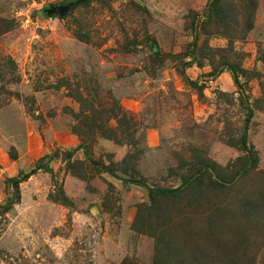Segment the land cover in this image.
<instances>
[{"label": "rangeland", "instance_id": "374dc122", "mask_svg": "<svg viewBox=\"0 0 264 264\" xmlns=\"http://www.w3.org/2000/svg\"><path fill=\"white\" fill-rule=\"evenodd\" d=\"M64 1L0 0V264H264V0Z\"/></svg>", "mask_w": 264, "mask_h": 264}, {"label": "trees", "instance_id": "16d2710c", "mask_svg": "<svg viewBox=\"0 0 264 264\" xmlns=\"http://www.w3.org/2000/svg\"><path fill=\"white\" fill-rule=\"evenodd\" d=\"M238 1L240 3L238 4V9L235 10V15H241L243 17L242 20L245 24L244 25L245 28H243L242 32L246 33V31H249L252 29V26H251V25H253L252 19H253L254 10L256 9L257 4H256V0H238ZM221 4H222V0H213L209 4L208 14H209V16H211L214 13L216 20L226 23L227 21H229V19L224 14L223 9L221 7L222 6ZM231 6L233 8L235 5L232 4ZM232 15H234V14H232ZM232 15H230L229 17L230 18L233 17ZM224 35H232V32H230L229 30H225ZM222 67L227 68L230 71V73L234 77L235 83L237 84V86H240L238 76H237V72H236V66L234 64L229 63L228 61L224 60ZM192 84H193V82H192ZM247 112H248V114H247V118L245 120L246 125L244 127L245 129H244L242 136L240 138L239 145H240V149L245 153V156H246L247 160L249 161V168H250V167H254L257 164L258 160H257L256 154L254 153L252 148L247 144V140H246L247 128H248V125H249L251 118L253 117V109L250 105L247 106ZM42 169H44L45 172L52 174V170L50 169L49 166H40V167L36 166L29 173L23 174L18 180L17 179L13 180L12 185L16 190V195L18 196V199L20 198L19 185L21 184V182L29 179L30 177L35 175L37 173V171L42 170ZM128 182L130 184H133V185H137V186L147 188L151 195H153V194H158L160 196L177 195L183 189V186L176 188V189L150 188L145 182L138 180V179H130V180H128ZM11 202H12V200L9 201L7 208H5L6 212L9 211V209L11 208V204H13Z\"/></svg>", "mask_w": 264, "mask_h": 264}, {"label": "water", "instance_id": "95a60500", "mask_svg": "<svg viewBox=\"0 0 264 264\" xmlns=\"http://www.w3.org/2000/svg\"><path fill=\"white\" fill-rule=\"evenodd\" d=\"M86 0H65L59 7L51 8L48 10L49 15L53 14H59V15H64L70 8L75 6L79 2H83Z\"/></svg>", "mask_w": 264, "mask_h": 264}]
</instances>
